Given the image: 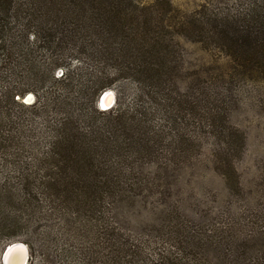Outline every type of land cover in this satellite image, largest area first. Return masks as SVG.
<instances>
[{
  "label": "rangeland",
  "instance_id": "1",
  "mask_svg": "<svg viewBox=\"0 0 264 264\" xmlns=\"http://www.w3.org/2000/svg\"><path fill=\"white\" fill-rule=\"evenodd\" d=\"M138 1L163 35L160 85L131 80L137 52L117 41H66L0 12V264L15 242L26 264H79L89 248L107 256L120 234L199 264H264V81L226 56L230 46L206 49L174 28L202 11L231 14L240 0ZM107 90L114 104L101 111ZM116 111L127 116L115 122ZM95 166L108 188L88 183ZM176 221L200 233L198 247L172 246Z\"/></svg>",
  "mask_w": 264,
  "mask_h": 264
},
{
  "label": "trees",
  "instance_id": "2",
  "mask_svg": "<svg viewBox=\"0 0 264 264\" xmlns=\"http://www.w3.org/2000/svg\"><path fill=\"white\" fill-rule=\"evenodd\" d=\"M151 7L150 3H141L138 0H0V12L4 19L11 15L24 21L25 26L33 24L46 26L48 24L51 29L56 28L57 33L66 41H74L82 37L81 40L87 39L88 43L97 45L96 40H99L101 42L100 49H106L109 47V43L117 41L115 44L119 45L117 50H121L120 53L135 50L138 60L136 67L131 71L133 72L130 76L131 80L142 85H160L164 80L163 73L158 67L159 60L163 56L160 50L163 35L158 32L157 26L152 25L153 8ZM201 14L199 17L202 19L197 18L198 14H195L179 20L175 24L177 29L174 26L175 30L178 34L185 33V36L206 49L213 46L214 49L225 54L224 50H229L230 46L232 51L229 50V55L226 56L231 59L239 56L241 60L238 67L245 73H253L264 81V0H240L237 9L231 14L208 15L204 11ZM167 28L170 26L167 25ZM163 31L165 33V30ZM2 33L3 28L0 25V34ZM0 38L3 37L0 35ZM0 40V43H3L2 39ZM3 45L4 43L0 45V49L4 48ZM224 46L227 48L224 49ZM100 87L92 90V95L95 96L101 90ZM9 96L14 103L13 95L10 93ZM124 116H127L125 112L116 111L114 121L119 122ZM142 122L140 120L137 123L138 126ZM139 131L143 133L144 129L139 128ZM139 136L136 144L143 149L149 137L147 135ZM128 137L131 138V135L127 134ZM182 140L183 138H180L179 143ZM190 141L192 142V140ZM185 142L186 146H190L189 139H185ZM135 152L140 153L141 150L135 149ZM101 172L103 170L100 167L95 166L93 171L88 167V171L85 173L90 180L88 183L92 184L94 181L98 185L108 188L106 180H100ZM56 184L62 185L64 181ZM58 192L56 191V194L59 196ZM60 201L62 202V198ZM62 204L65 203L62 202ZM173 225L166 237L170 238L172 246L175 242L181 244L190 242L198 247L197 242L203 240L200 233L189 224L176 221ZM229 237L234 238V241L239 240L237 235ZM161 240L166 241L163 237ZM226 240L216 241V244L221 245L220 243H224ZM231 243L232 241L228 242V244ZM167 244L145 239L143 246L140 243H132L120 234L119 237L116 235L114 238L107 256L103 255V248L99 250L89 248L85 250V257L79 264H199L198 259L194 257L188 259V254L184 251L179 255L174 253L176 251L172 252V255L170 252H166V247L163 245ZM204 246L201 242L200 248H204ZM230 247L232 251L238 253L235 245ZM196 253L198 251L193 252L191 256H195ZM201 257L202 254L199 259L203 262ZM207 263L211 264L210 261Z\"/></svg>",
  "mask_w": 264,
  "mask_h": 264
},
{
  "label": "water",
  "instance_id": "3",
  "mask_svg": "<svg viewBox=\"0 0 264 264\" xmlns=\"http://www.w3.org/2000/svg\"><path fill=\"white\" fill-rule=\"evenodd\" d=\"M29 97V96H28ZM25 98V101H31ZM114 104L113 93L109 90L101 93L98 100V108L101 111L109 110ZM28 259L27 248L22 243H12L5 247L1 255V264H26Z\"/></svg>",
  "mask_w": 264,
  "mask_h": 264
},
{
  "label": "bare ground",
  "instance_id": "4",
  "mask_svg": "<svg viewBox=\"0 0 264 264\" xmlns=\"http://www.w3.org/2000/svg\"><path fill=\"white\" fill-rule=\"evenodd\" d=\"M29 99H30V97L27 98V100H29Z\"/></svg>",
  "mask_w": 264,
  "mask_h": 264
}]
</instances>
